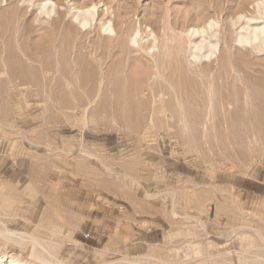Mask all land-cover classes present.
Masks as SVG:
<instances>
[{"label":"rangeland","instance_id":"1","mask_svg":"<svg viewBox=\"0 0 264 264\" xmlns=\"http://www.w3.org/2000/svg\"><path fill=\"white\" fill-rule=\"evenodd\" d=\"M261 1L0 0V227L60 264H264ZM0 264L46 263L3 233Z\"/></svg>","mask_w":264,"mask_h":264},{"label":"bare ground","instance_id":"2","mask_svg":"<svg viewBox=\"0 0 264 264\" xmlns=\"http://www.w3.org/2000/svg\"><path fill=\"white\" fill-rule=\"evenodd\" d=\"M47 5L44 3L43 5V11L44 12H47ZM95 5H93L91 8H88L84 11H79L77 13H75V18L79 20V23L82 25V26H86L90 21L91 19L94 18V14L96 13V9H95ZM48 9H51V7H48ZM259 13L260 15L256 14V13ZM239 18V17H238ZM260 18H262L260 20ZM244 19V18H243ZM240 25V24H239ZM242 28H241V31L239 32L238 34V38L237 41L239 43L241 42H250V40H258V44L256 45L257 48L259 49H262V42L264 41V0L261 1V3H257L256 4V12L255 14H252L250 15L249 17H247V20L245 22L242 23ZM217 23L216 21L214 22H208V26L207 28L206 27H201V29L199 28H193L191 30V33L192 34H196L198 33L199 37H201L200 40H198V38H196L194 40V50L192 51V56L194 58H197L198 57V53L197 52V49L198 51L202 50L204 47H205V50L203 51V56H204V60L207 61V58H210L211 56H213V58H216L217 57V50L219 48H217V44H216V41L213 39L216 35V32H217ZM104 28V31L107 32V35L109 36H112L113 32H114V28L113 26L111 25L110 21L108 23H105L103 24V27ZM240 28V27H239ZM189 32V31H188ZM136 34V33H135ZM195 37V36H194ZM130 39V38H129ZM206 41V42H205ZM12 42V41H11ZM132 42V41H131ZM249 44V43H248ZM191 45V44H190ZM154 48L157 47L156 43L153 41L151 45H149V48ZM251 48H254L255 47H251ZM23 53V52H22ZM24 55V54H23ZM212 58V57H211ZM210 58V59H211ZM196 61V60H195ZM233 61V60H232ZM233 64V63H232ZM155 68L157 69L156 67V64H155ZM5 70V69H4ZM2 71V70H1ZM6 73V72H5ZM153 73V72H152ZM235 73V72H234ZM237 73V72H236ZM4 74V71L3 72H0V76ZM11 75V74H10ZM12 76V75H11ZM154 76V75H153ZM215 76V75H214ZM204 77V76H202ZM11 78V77H10ZM8 77V79H10ZM101 78V77H100ZM12 79V78H11ZM204 79V78H203ZM12 81V80H10ZM214 81V80H213ZM157 91H159V89H157ZM160 93V92H159ZM173 94V93H172ZM211 94V93H210ZM156 95V94H155ZM154 95V96H155ZM153 96V97H154ZM158 97H160L158 94H157ZM221 98V97H220ZM66 99V98H65ZM155 99V98H154ZM173 99H174V96H173ZM157 100V99H156ZM183 103V102H182ZM220 105L221 106H224L223 105V102L220 101ZM228 105L230 106V104L228 103ZM227 105V106H228ZM156 106V105H155ZM183 106V105H182ZM220 106V107H221ZM154 107V106H153ZM160 109H163L164 107H162V104L159 106ZM66 108V107H65ZM62 109V108H61ZM224 109V108H223ZM155 110V109H154ZM159 110V109H158ZM157 110V112H159ZM150 112V111H149ZM97 113V112H96ZM166 111L164 109V112L162 114H165ZM206 114V113H205ZM166 115V114H165ZM181 115V114H180ZM179 115V116H180ZM149 116V115H148ZM151 119L153 118V115H151ZM181 119V118H179ZM167 121V120H166ZM153 122V121H152ZM146 123V122H145ZM154 124V123H153ZM156 124V123H155ZM155 126V125H153ZM204 126H206V122H202L201 123V127L203 128ZM171 127V126H170ZM155 129V128H154ZM215 131V130H214ZM211 134V133H210ZM215 134V132H214ZM247 135V134H246ZM250 136V135H249ZM251 138V137H250ZM249 138V142L248 143H257L258 142V139L255 138V136H253L251 139ZM201 140L202 142L205 144V145H208V140L206 139V137L204 136V133L202 132L201 134ZM260 140V139H259ZM187 142V141H186ZM231 141H229L230 143ZM232 147L234 144H231ZM240 145V144H239ZM242 145V144H241ZM240 145V146H241ZM238 146V145H237ZM22 147V146H21ZM210 147V146H209ZM259 147L261 148V146L259 145ZM9 148V147H8ZM207 148V147H206ZM21 149V148H20ZM10 150V149H9ZM8 150V151H9ZM4 151V150H3ZM29 157V156H28ZM38 158V157H37ZM60 160V159H59ZM36 161V160H34ZM38 162V161H37ZM41 166V165H40ZM52 167V166H51ZM42 172V171H41ZM40 174V173H39ZM58 175V174H57ZM38 182V181H37ZM4 183V182H3ZM46 186V185H45ZM57 186V185H56ZM21 191V190H20ZM6 196V195H5ZM26 196V195H25ZM21 199V198H20ZM9 200V199H8ZM7 200V201H8ZM11 200V199H10ZM4 201V200H3ZM14 200L12 199V202ZM19 203V201H17ZM14 203V202H13ZM16 203V202H15ZM7 207V204L5 205ZM15 207V206H14ZM2 215V214H1ZM4 215V214H3ZM1 217V216H0ZM4 218V216L2 217ZM5 219V218H4ZM10 221V220H9ZM2 220H0V226L3 225L2 224ZM5 222V221H4ZM42 223V222H41ZM27 224V223H26ZM25 224V225H26ZM40 224V223H39ZM5 225V224H4ZM28 225V224H27ZM6 226V225H5ZM32 226V225H31ZM44 227V225H42ZM30 227V226H29ZM34 227V226H33ZM40 227V226H39ZM32 228V227H31ZM33 230V228H32ZM32 230H29L31 231L30 233L29 232H14V231H10L6 228L3 227H0V234L2 236V234H6L7 233V236L9 235V238L13 237V238H16L17 242L19 243H23V244H28V247L30 248L31 250V255L32 257H34V259H37V260H40L44 263H48V264H60L59 261H58V257H57V247L56 246H53L49 243V240H47L46 238H43V237H40V236H37L39 235L38 233L35 234L37 230H35L34 228V232L35 233H32L33 231ZM42 230V229H41ZM45 230V229H44ZM52 233L54 230H51ZM38 232V231H37ZM46 232V231H45ZM44 232V233H45ZM51 233V232H50ZM47 234V232H46ZM4 236V235H3ZM6 236V235H5ZM48 237V236H47ZM4 238V237H3ZM46 239V240H45ZM5 240V239H4ZM10 240V239H9ZM76 241V240H74ZM196 254L198 252H195ZM128 262V261H127ZM140 261H137L136 264H139ZM141 264V263H140Z\"/></svg>","mask_w":264,"mask_h":264},{"label":"crops","instance_id":"3","mask_svg":"<svg viewBox=\"0 0 264 264\" xmlns=\"http://www.w3.org/2000/svg\"><path fill=\"white\" fill-rule=\"evenodd\" d=\"M84 236H86V235L84 234ZM75 240H76L75 242H77V243H79V244H81V245H86V246L88 247V245L85 244V243H83L82 241H79V240H77V239H75Z\"/></svg>","mask_w":264,"mask_h":264}]
</instances>
